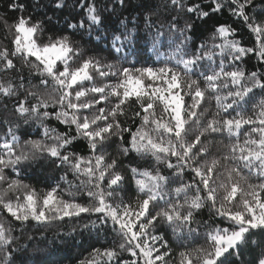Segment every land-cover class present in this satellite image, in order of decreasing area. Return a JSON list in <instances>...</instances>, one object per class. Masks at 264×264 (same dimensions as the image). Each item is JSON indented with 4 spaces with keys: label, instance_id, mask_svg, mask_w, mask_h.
<instances>
[{
    "label": "snow or ice",
    "instance_id": "6c2138e0",
    "mask_svg": "<svg viewBox=\"0 0 264 264\" xmlns=\"http://www.w3.org/2000/svg\"><path fill=\"white\" fill-rule=\"evenodd\" d=\"M66 7L0 12V264L50 231L103 238L76 264H264V0H78L58 27ZM225 12L252 43H197Z\"/></svg>",
    "mask_w": 264,
    "mask_h": 264
},
{
    "label": "trees",
    "instance_id": "16d2710c",
    "mask_svg": "<svg viewBox=\"0 0 264 264\" xmlns=\"http://www.w3.org/2000/svg\"><path fill=\"white\" fill-rule=\"evenodd\" d=\"M6 2L7 0H0V12L6 11ZM30 2V0H29ZM42 2H47V0H42ZM78 0H66V3L68 7L62 9V10H55L49 8L48 15H53V12H55L56 16L61 19L60 25L58 27H63L64 20L63 17L67 16L69 19H79V15H82V10L75 8L74 5H76ZM106 0H97V3L100 5H103ZM137 0H132V3L135 5ZM156 3H159L160 0H155ZM175 14V13H172ZM11 13H9V18H12ZM107 15V14H105ZM127 15V13H125ZM136 12H132V16H136ZM183 15V14H181ZM159 21L163 23H167V19L169 17L168 12H164L162 9L160 10L159 14ZM154 20L157 19L156 16L153 17ZM109 25H113L116 23V17H112L108 21ZM182 23V21H181ZM199 23V22H198ZM218 23H232L234 27L238 28L240 30L239 34L243 37L242 43L245 45H250L252 43V37L251 34L247 31L246 28L243 27L241 24H237L234 22V18L230 16L227 12L223 13L222 15H213L210 20L207 21V23H199V27L197 28L195 32L194 39L197 43H199L203 39H207L208 36L211 34V31L213 29V25ZM131 26V23L129 24ZM141 29H143V23H140ZM2 35V33H0ZM46 39V37H45ZM257 64V61L251 57L246 58V67L248 69H253L254 66ZM25 75H27V69L24 70ZM7 78V77H5ZM4 115L11 116V108H9L8 113H4L2 109H0V118H3ZM52 126H57V123L55 121H52ZM138 123V121H137ZM27 127L22 125L21 131ZM61 130H63V126H59ZM31 132L33 136H35V126L33 125ZM80 150V149H77ZM86 151V149H85ZM35 182V181H33ZM51 183V181H49ZM38 187L43 186L42 184H38ZM205 214V218H206ZM71 228V225H67L65 227V232H67ZM95 234H93L94 236ZM64 240H67L69 243L65 245L59 238L55 237L53 233L50 231L47 234V239L43 243L39 244H33V248L29 250L27 256H22V259H25L28 261V264H76L77 259L83 258L88 254V251L90 250L89 246L92 244H96L97 247H100L102 244L105 243L103 238L101 237L99 242L96 241V239H90L85 233L83 236H79L77 234V243L73 245L71 243L72 237L65 236ZM23 243V241H21Z\"/></svg>",
    "mask_w": 264,
    "mask_h": 264
}]
</instances>
